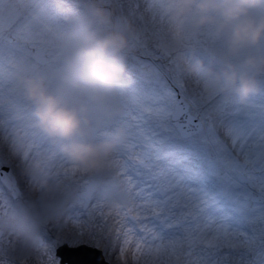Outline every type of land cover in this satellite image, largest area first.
<instances>
[{"label":"rangeland","instance_id":"1","mask_svg":"<svg viewBox=\"0 0 264 264\" xmlns=\"http://www.w3.org/2000/svg\"><path fill=\"white\" fill-rule=\"evenodd\" d=\"M95 2L111 13L110 25H100L86 11V0H0V154L10 158L7 149L14 145L18 159L13 163L19 164L18 173L27 178L21 186L19 199H14L6 188L0 194V264H60L61 257L56 249L62 244L98 248L110 264H134L131 251L125 256L126 262L119 258L122 237L118 239L117 234L109 230L91 232L79 229L82 222L75 218L83 203L80 193L93 179L99 185L92 194V204L102 201L106 205L118 202L127 206L133 203V198L125 190L122 173L136 158L128 151L132 143L141 145L136 152L141 154L142 159L146 151L142 137H138L127 117L129 106L124 89L130 76L136 79L140 73H150L154 65H168L169 61H173L189 89L195 88L203 97L213 98L214 104L223 100L244 110L235 117L238 121L248 119L245 111L255 115L264 106V90L242 105L219 93H205L200 78L185 71L186 65L192 62L194 45L197 46L196 55L205 61L214 56L218 45L210 35L184 33L186 46L174 51L165 52L157 46L153 36L171 31L166 20L161 23L157 15L164 0ZM154 15L156 19H153ZM125 19L134 20L141 31L130 38L128 45L117 54L123 67L114 83V92L100 102L93 101L64 80L66 60L84 33L101 28L107 31L121 25ZM39 46L48 51L50 62L46 66H39L30 58V53ZM33 73L43 75L49 88L61 92L67 102L88 104L97 138L106 136L117 126L127 128L128 140L117 153L118 167L99 173L76 171L75 175L63 174V169L70 171L73 166L62 157L56 142L34 126L33 106L24 95L21 78ZM250 123L258 127L259 121ZM220 130L223 135V129ZM227 143V152L213 155L208 160H185L183 156L176 155L153 162L158 169L174 167L178 177L184 175V169L200 167L209 178L206 190L218 194L223 214L232 215V231L244 246L233 247L236 240L221 237L214 247L197 242L191 256L184 254L188 251L186 247L179 260L169 259V254L165 253L155 261L150 256H141L138 264H188L190 260L199 264H246L260 249V240L264 237L261 236L259 220L264 212L261 206L264 201L256 203L250 198L252 195L260 196L253 187L259 182V172L253 175V170L258 169L264 159H257L261 150L254 148L251 142L242 151L238 150L239 145L237 149H232L231 142ZM36 156L43 159L45 167L53 174L49 186L38 184L23 171L25 161ZM142 171L145 175L149 174L146 170ZM225 172L230 178L228 181L222 176ZM238 172L244 174L247 181L236 189L233 184ZM87 211L92 213L95 209L89 206ZM142 223L152 226L153 221L142 219ZM127 227L135 228L136 236L142 235L138 223L128 221ZM180 234V229L166 231L165 242L170 236ZM45 236L57 242L48 254L41 248V240ZM9 240L12 242L9 243Z\"/></svg>","mask_w":264,"mask_h":264},{"label":"snow or ice","instance_id":"2","mask_svg":"<svg viewBox=\"0 0 264 264\" xmlns=\"http://www.w3.org/2000/svg\"><path fill=\"white\" fill-rule=\"evenodd\" d=\"M157 15L163 23L164 13L159 10ZM153 19H156L155 15ZM128 79L124 89L129 106L127 117L138 137H142L146 151L142 159L136 152L141 145L134 142L128 149L136 158L122 175L125 190L133 198V203L127 206L118 202L106 205L102 201L92 204L89 199L75 213V218L82 222L79 229L114 231L118 239L123 238L119 258L126 262L125 256L131 251L134 264H138L141 256H150L155 261L165 253L169 254V259L179 260L186 247L188 251L184 254L191 256L197 242L214 247L221 237L236 240L233 247H243V242L232 231V215L223 214L218 194L206 190L209 178L200 167L184 169V175L178 177L174 167L158 169L153 161L176 155L185 160H208L213 155L227 152V141L231 142L232 149L239 145L240 151L251 142L254 148L261 150L257 159H264V106L255 115L245 111L248 119L238 121L235 117L244 110L223 100L214 104L213 98L203 97L195 88L189 89L173 61L168 65H154L150 73H140L138 78L130 76ZM253 120L259 121L258 127L250 123ZM7 153L10 157L7 159L0 154V169H10L0 171V194L6 188L14 199H19L21 186L27 178L18 173L19 164L13 163L18 159L15 146H9ZM142 170L149 174L145 175ZM62 171L65 175L76 173L74 168ZM256 172H259V182L253 187L264 200V163L253 170V175ZM89 206L95 211L89 213ZM149 218L153 221L152 226L142 223V219ZM128 221L138 223L142 235L136 236V229L127 227ZM259 223L264 237V212ZM177 229L182 234L172 235L165 242L164 233ZM56 245L57 242L47 236L41 240V248L46 254L51 253ZM260 245L246 264H264V238ZM188 264L199 262L190 260Z\"/></svg>","mask_w":264,"mask_h":264},{"label":"clouds","instance_id":"3","mask_svg":"<svg viewBox=\"0 0 264 264\" xmlns=\"http://www.w3.org/2000/svg\"><path fill=\"white\" fill-rule=\"evenodd\" d=\"M86 11L102 26L112 23L111 13L95 0H86ZM160 11L171 29L153 36L162 51L184 48V33L210 35L217 42L208 61L196 55L194 45L192 62L185 67L200 78L205 93L244 105L264 90V0H164ZM140 31L134 20L125 19L107 31L84 33L66 60L64 80L93 101L106 99L123 67L117 54ZM21 83L33 106L34 126L56 142L76 171L99 173L119 166L117 153L129 135L126 127L117 126L97 138L88 104L67 102L38 73L24 75ZM23 171L42 186L53 179L39 156L26 160Z\"/></svg>","mask_w":264,"mask_h":264},{"label":"water","instance_id":"4","mask_svg":"<svg viewBox=\"0 0 264 264\" xmlns=\"http://www.w3.org/2000/svg\"><path fill=\"white\" fill-rule=\"evenodd\" d=\"M43 53L44 50L39 49L37 52H33L32 56H34L40 63H45L47 60L43 59ZM2 171L8 172L10 170L3 168ZM237 176L240 181H246L244 176L239 174H237ZM97 185V181H91L86 186L87 190L81 193V196L85 198V202L90 199L91 194ZM235 186L240 187V183H235ZM254 200L258 201L261 200V198L254 197ZM56 252L61 257L60 264H110L105 260L101 250L87 245L70 247L67 244H63L57 248Z\"/></svg>","mask_w":264,"mask_h":264}]
</instances>
